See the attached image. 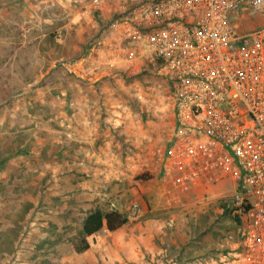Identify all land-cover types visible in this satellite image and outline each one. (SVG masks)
Returning a JSON list of instances; mask_svg holds the SVG:
<instances>
[{"label": "built area", "instance_id": "2783aa9c", "mask_svg": "<svg viewBox=\"0 0 264 264\" xmlns=\"http://www.w3.org/2000/svg\"><path fill=\"white\" fill-rule=\"evenodd\" d=\"M73 3L89 35L85 78L153 69L167 85L174 126L165 180L183 190L210 177L237 181L231 208L241 237L208 263L264 264V0ZM140 213L135 201L127 218Z\"/></svg>", "mask_w": 264, "mask_h": 264}, {"label": "crops", "instance_id": "0c3cea01", "mask_svg": "<svg viewBox=\"0 0 264 264\" xmlns=\"http://www.w3.org/2000/svg\"><path fill=\"white\" fill-rule=\"evenodd\" d=\"M73 2L0 0V117L3 106H8L10 117L9 120L0 118V137L13 133L18 138L7 144L0 143V191L7 184V188L11 186L9 191L22 193L45 207L47 221L38 222L34 229L45 230L41 233L43 242L51 247L69 244L68 223L80 220L82 229L86 215L101 209L98 198L101 186L111 178L110 163L122 158L123 144L132 136L126 116L122 117L127 110L118 109L116 103L115 94L121 83L118 73H123L108 69L111 74L102 79L93 74L84 77L92 73V66L82 60L87 52L89 35L78 23ZM52 42L63 52L69 55L77 52L78 55L53 61ZM66 60L76 62L72 70L64 64ZM10 69L17 73L10 74ZM22 70H28V73ZM35 70H40V74L37 75ZM57 72L61 75L59 80ZM231 183L235 192L237 181L231 176L210 177L189 190L175 186L173 191L161 190L159 203H162L156 207L174 210L181 202L179 193L205 190L216 194L214 188ZM2 205L5 204L0 201V213L4 211ZM157 220L145 219L136 224L139 228H134L139 230L135 242L142 250L141 255L137 251L136 254L125 253L119 246L130 244L131 239L123 236L128 228L126 223L116 231L104 229L88 236L90 248L78 252L74 247L70 256L75 263L78 260V264H95L101 258L104 264H118V260L125 261L124 255L129 261L141 264H149L150 260L160 264H180L181 258L178 260L176 256L180 255L184 243L175 237L168 242L167 226L162 219ZM32 223L36 224L35 221ZM8 225L14 229L19 223ZM35 231L29 232L33 238L23 239L24 244L34 245L40 241L35 237ZM104 234L123 237L121 244H117L115 238L105 239ZM223 240H216L214 244L221 248L225 244L219 248V256L237 242ZM17 242L10 240L8 244L16 248ZM40 251L35 250L37 254ZM19 253L6 254L11 257ZM88 253L96 259H88ZM70 256H65L64 260ZM208 261L200 259L195 264H209Z\"/></svg>", "mask_w": 264, "mask_h": 264}, {"label": "rangeland", "instance_id": "374dc122", "mask_svg": "<svg viewBox=\"0 0 264 264\" xmlns=\"http://www.w3.org/2000/svg\"><path fill=\"white\" fill-rule=\"evenodd\" d=\"M241 11L249 13L248 10ZM234 20L239 21L238 13L235 14ZM52 43L51 59L53 61L78 55L77 52L69 55L63 52L61 47L55 46L54 42ZM35 71L37 75L40 74V70ZM8 72L17 73V70L10 69ZM22 72L28 73V70H22ZM118 74L121 83L115 94L116 103L118 109L127 110V115L122 117L126 116L127 126L131 127L132 136L123 144L122 158L118 162L110 163L111 178L101 186L98 205L103 211L118 209L126 216L132 202L137 201L142 207L137 218L128 219V228L123 234L131 239L130 244L119 245L120 248L125 253L136 254L137 251L141 255L142 250L135 242L139 235V230L134 229L139 228L136 224L149 218L162 219L167 226L168 242H172L171 239L175 237L184 243L180 255L176 256L181 258L180 264H195V262L199 263L200 259L210 261L212 258H218L219 248L222 249L225 244H222V248L221 245L215 247L216 240L233 241L241 237L240 220L231 208L235 193L232 183L223 188H214L213 192L217 195L205 190L191 194L179 193L178 198L180 197L181 202L174 210L157 208L162 203H159L161 190L164 192L175 189L170 182L167 183L165 180L163 169V155L173 134L172 101L167 85L159 78L155 70H144L138 75ZM56 76L58 80L61 78L59 72ZM1 114V119L9 120L8 106H3ZM122 124L124 125L125 122L123 121ZM16 139H18L17 134L5 133L1 135L0 143L7 144ZM19 139L21 140L20 137ZM10 187L7 188L5 184L4 189L0 191V201L5 204L2 205L4 206L3 213H0V264H78V260L75 263L70 255L74 252L75 244L82 238L81 221L75 220L67 224L69 244L48 246L43 242L44 236L41 235L45 230L35 231L34 229L38 222L47 221L45 207L37 205L35 199L28 198L22 193L9 191ZM33 221L36 224L32 223ZM10 222H17L19 225L12 229L7 227ZM158 224L157 220L156 225ZM34 231L37 232L35 237H38L40 241L34 245L29 242L24 244L23 239L30 237L29 232ZM103 237L111 240L115 238L107 237L105 234ZM122 238H115L117 244H121ZM18 239L22 241L17 242ZM157 239L159 238L156 237ZM10 240L18 243L16 248L8 244ZM158 241L160 242V239ZM212 242L213 245L210 244ZM105 245H108V242ZM191 245L193 247L189 249ZM204 245H208L206 249H203ZM37 249L41 250L40 254L35 252ZM13 251H20V253L7 257V254ZM88 254V259H96L90 253ZM145 255L147 258L148 254L145 253ZM65 256L70 257L64 260ZM123 258L125 261L119 262L118 260V264H141L139 261H129L126 255ZM150 261L149 264H160L155 260ZM95 264H104V260L101 258Z\"/></svg>", "mask_w": 264, "mask_h": 264}, {"label": "trees", "instance_id": "16d2710c", "mask_svg": "<svg viewBox=\"0 0 264 264\" xmlns=\"http://www.w3.org/2000/svg\"><path fill=\"white\" fill-rule=\"evenodd\" d=\"M125 75V74H124ZM128 222L127 216L118 209L103 211L96 209L89 212L82 223V238L75 244L78 252H84L90 248L88 236L95 234L104 229L116 231Z\"/></svg>", "mask_w": 264, "mask_h": 264}]
</instances>
